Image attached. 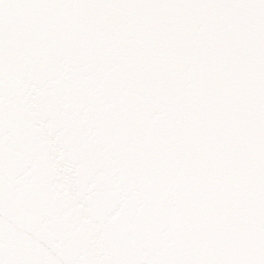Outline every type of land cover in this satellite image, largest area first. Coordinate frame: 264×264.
Listing matches in <instances>:
<instances>
[{
	"label": "snow or ice",
	"instance_id": "1",
	"mask_svg": "<svg viewBox=\"0 0 264 264\" xmlns=\"http://www.w3.org/2000/svg\"><path fill=\"white\" fill-rule=\"evenodd\" d=\"M0 264H264V0H0Z\"/></svg>",
	"mask_w": 264,
	"mask_h": 264
}]
</instances>
